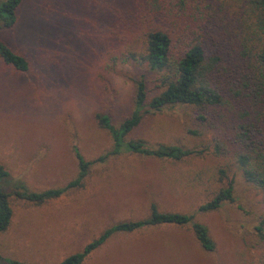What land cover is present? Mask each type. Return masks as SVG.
I'll use <instances>...</instances> for the list:
<instances>
[{"label":"rangeland","instance_id":"obj_1","mask_svg":"<svg viewBox=\"0 0 264 264\" xmlns=\"http://www.w3.org/2000/svg\"><path fill=\"white\" fill-rule=\"evenodd\" d=\"M146 1L153 6V0H22L13 26L0 19V39L29 60L20 71L0 59V163L9 173L0 187L10 193L12 212L0 233V264H55L107 227L146 217L152 202L160 211L193 214L207 226L214 250L202 248L190 225L147 226L114 232L82 264H262L264 244L256 228L264 218V191L245 179L229 122L222 123L227 130L217 122L213 128L196 120L190 105L147 111L125 140L200 154L172 160L123 151L92 164L81 187L58 198L35 204L13 194L16 186L41 191L76 177L74 146L86 160L108 152L113 139L97 115L118 126L133 109L140 75L148 100L154 95L156 73L141 57L147 32L162 19ZM160 8L180 14L163 18L171 30L191 22L203 26L202 16L213 14L217 23L207 30L217 37L208 52L219 56L225 81L241 75L247 62L234 36L217 29L241 10L236 0H164ZM261 126L258 136L264 138V118ZM215 136L227 153L214 151ZM230 180L234 201L196 211Z\"/></svg>","mask_w":264,"mask_h":264},{"label":"trees","instance_id":"obj_2","mask_svg":"<svg viewBox=\"0 0 264 264\" xmlns=\"http://www.w3.org/2000/svg\"><path fill=\"white\" fill-rule=\"evenodd\" d=\"M21 1L2 0L0 2L2 26L11 27L15 24L16 9ZM236 1L241 10L234 12L233 18L227 17L223 24L218 23L217 29L222 30V34L234 36L237 53L247 62L239 77L225 81L224 69L219 66V56L208 52V45L214 43L213 39L217 37L207 30L208 25L217 23L213 14L202 16L205 19L203 26L194 25L191 22L184 27L178 24L176 30H171V23L163 18L180 14L172 10H162L160 6L164 0H153V6H149L150 2L146 1L149 9L159 13L158 18L162 19L160 24H155L147 32L146 50L141 57L149 69L156 73L153 79L154 95L148 100L146 81L143 75H140L134 82L133 109L118 126H114L107 115H97L99 124L109 131L113 139V146L108 152L93 160H86L74 146L78 161L76 177L60 187L41 191L25 189L22 185L16 186L13 194L17 198L35 204L58 198L70 189L81 187L92 164L103 162L109 155L123 151L172 160L200 154L202 150L196 148L165 144L151 146L142 139L125 140V137L139 126L147 111H161L167 106L176 104L195 107L196 120L209 122L213 128L218 127L215 122L219 125L229 122L230 139L236 147L235 159L245 179L264 191V138L258 136L261 133L264 118V0ZM181 2L182 0H179V3ZM178 6L179 11L185 10V5ZM191 6L194 7L195 3ZM186 7L191 10L187 5ZM224 23H226L225 26ZM0 59L5 65L20 71H25L29 64L25 56L15 52L1 39ZM224 127L226 129L225 125ZM193 133H197V130ZM214 142L216 153L229 151V148L219 141L218 136L214 137ZM8 174L0 163V180H5ZM9 197L10 193L0 187V233L8 227L11 220ZM232 201H234L233 181L230 180L227 186L220 189L211 199L199 204L196 211H212L224 202ZM161 224L190 225L195 238L205 251H213L215 248L207 226L194 220L193 214L160 211L152 202L146 217L120 221L107 227L96 238L86 243L80 251L66 256L55 264H82L87 256L114 232H132L142 227ZM256 229L259 239L264 244V218ZM0 260L4 261L1 257ZM7 261V264H30L18 260ZM262 264H264V256Z\"/></svg>","mask_w":264,"mask_h":264},{"label":"crops","instance_id":"obj_3","mask_svg":"<svg viewBox=\"0 0 264 264\" xmlns=\"http://www.w3.org/2000/svg\"><path fill=\"white\" fill-rule=\"evenodd\" d=\"M162 225H168V224H161V225H157L158 227H161ZM170 225H174V226H179L181 227V225H176V224H170ZM157 226H154V227H157Z\"/></svg>","mask_w":264,"mask_h":264}]
</instances>
